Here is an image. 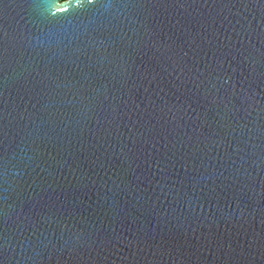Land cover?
Here are the masks:
<instances>
[{
  "label": "water",
  "instance_id": "1",
  "mask_svg": "<svg viewBox=\"0 0 264 264\" xmlns=\"http://www.w3.org/2000/svg\"><path fill=\"white\" fill-rule=\"evenodd\" d=\"M0 264H264V0H0Z\"/></svg>",
  "mask_w": 264,
  "mask_h": 264
}]
</instances>
